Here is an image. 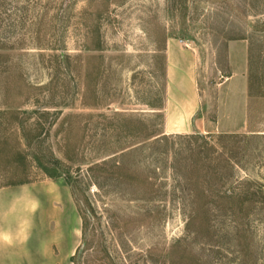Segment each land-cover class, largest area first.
Instances as JSON below:
<instances>
[{
	"label": "rangeland",
	"instance_id": "374dc122",
	"mask_svg": "<svg viewBox=\"0 0 264 264\" xmlns=\"http://www.w3.org/2000/svg\"><path fill=\"white\" fill-rule=\"evenodd\" d=\"M244 76L264 97V0H0V186L70 182L75 264H264Z\"/></svg>",
	"mask_w": 264,
	"mask_h": 264
},
{
	"label": "crops",
	"instance_id": "0c3cea01",
	"mask_svg": "<svg viewBox=\"0 0 264 264\" xmlns=\"http://www.w3.org/2000/svg\"><path fill=\"white\" fill-rule=\"evenodd\" d=\"M241 71L247 73L246 60ZM246 78L242 77L245 117L237 131L262 136L263 124L256 125L257 131L248 129L247 104H264V97L250 95ZM80 231L81 219L64 180L0 186V264H73Z\"/></svg>",
	"mask_w": 264,
	"mask_h": 264
},
{
	"label": "trees",
	"instance_id": "16d2710c",
	"mask_svg": "<svg viewBox=\"0 0 264 264\" xmlns=\"http://www.w3.org/2000/svg\"><path fill=\"white\" fill-rule=\"evenodd\" d=\"M96 168H99V166H96ZM66 183H67L68 186L71 187L69 181L66 180ZM220 196L221 197L219 199V202L216 204V206H214L215 208H212L213 211H211V212L215 213L218 216H223V215H225L227 213L228 210H227L226 204L222 200H224V201L228 200L229 196H228L227 192H225V191ZM242 197H244V196L242 195ZM239 205L241 207L240 208V212H241L244 209V207H245L244 205L245 204H243V201H241V204H239ZM206 212H208V210H206L205 213ZM195 213L196 212H192L191 214L193 215ZM78 214H79L80 219H81V243H80L79 247L76 249V252H75L74 256L71 258V262L73 264H75L74 263L75 256L80 252L81 247H83L84 244H85V237H86V233H87V229H88V225H89L85 214H83L81 212L78 213Z\"/></svg>",
	"mask_w": 264,
	"mask_h": 264
}]
</instances>
